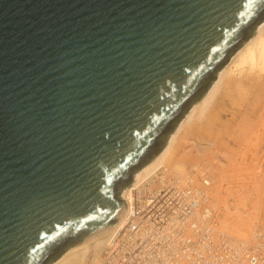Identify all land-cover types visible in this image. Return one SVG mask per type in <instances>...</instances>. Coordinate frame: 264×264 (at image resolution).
Masks as SVG:
<instances>
[{
    "label": "water",
    "instance_id": "obj_1",
    "mask_svg": "<svg viewBox=\"0 0 264 264\" xmlns=\"http://www.w3.org/2000/svg\"><path fill=\"white\" fill-rule=\"evenodd\" d=\"M264 21V0H0V264H52Z\"/></svg>",
    "mask_w": 264,
    "mask_h": 264
},
{
    "label": "bare ground",
    "instance_id": "obj_2",
    "mask_svg": "<svg viewBox=\"0 0 264 264\" xmlns=\"http://www.w3.org/2000/svg\"><path fill=\"white\" fill-rule=\"evenodd\" d=\"M248 129H254L256 135L253 136V131ZM233 134L247 142L245 153L255 151L257 154L253 156L258 158V150L264 143V21L218 73L208 91L193 104L168 136L158 156L135 174L129 186L123 188L120 195L124 201L123 213L103 233L70 248L52 264H105L106 252L112 254L117 251L121 237L124 238L122 229L132 223L130 206H134L135 195L142 187L167 186L176 191L202 189L200 207L195 213L199 215L210 210L216 216L213 226L204 228L203 224L201 228L202 238L206 229L211 230L205 235V246L200 247L204 257H208L214 246L211 232L214 239L223 241L222 254L230 255L250 246L253 238L259 235L256 231L264 228L257 226L252 231V227L261 220L259 211L264 205V168L255 162L257 166L253 165L255 168L252 170L255 182L250 194H243L239 183L234 180L239 173L250 174V171L244 168L246 156L243 153L241 156V152L233 156L230 151L228 153L231 147L227 139ZM222 147L226 149L221 150ZM210 158L216 159V163L217 158L227 159L231 166L225 162L216 165ZM224 191L231 193L233 206L228 203ZM137 217L135 215V219ZM140 220L139 217L135 223L142 225ZM193 233L190 229L189 235ZM219 250L215 248L214 252Z\"/></svg>",
    "mask_w": 264,
    "mask_h": 264
},
{
    "label": "built area",
    "instance_id": "obj_3",
    "mask_svg": "<svg viewBox=\"0 0 264 264\" xmlns=\"http://www.w3.org/2000/svg\"><path fill=\"white\" fill-rule=\"evenodd\" d=\"M201 192L198 188L176 191L167 186L142 187L135 195L134 206H130L133 224L122 229L124 238L116 252H106L105 264H264V228L256 231L259 235L254 236L250 246L230 255L222 254L223 241L214 239L211 232L214 246L207 258L201 254L205 235L211 231L206 229L202 238V225L209 228L216 220L210 210L195 213L200 207ZM139 217L142 225L135 223ZM190 229L194 231L192 235ZM215 248L219 252H214Z\"/></svg>",
    "mask_w": 264,
    "mask_h": 264
},
{
    "label": "rangeland",
    "instance_id": "obj_4",
    "mask_svg": "<svg viewBox=\"0 0 264 264\" xmlns=\"http://www.w3.org/2000/svg\"><path fill=\"white\" fill-rule=\"evenodd\" d=\"M230 62H231V60H230ZM229 62V63H230ZM252 110V109H251ZM225 118L226 119H228L229 118V116L227 117V116H225ZM249 130V129H248ZM251 131H253V136H255L256 134V132L254 131V129L253 130H249V132H251ZM234 137V138H233ZM236 139V140H235ZM227 141L229 142V144H230V149L228 150V153H230L231 154V156H233V155H235V154H237L238 152H241V153H239L240 154V156H241V154L243 153L245 156V161L247 162H245V166H244V168H248L249 169V171H250V174H242V173H239V177H236V179L234 180V181H237L238 183H239V189H242L241 191H242V193L243 194H250L249 192V190H251L252 189V184H254V182H255V180H254V178H256L255 177V175L253 174V172H252V170L257 166L256 164L257 163H259V165L260 166H262L263 168H264V155H263V153H264V143L263 144H261L260 145V148H259V152H260V155L258 156V158L257 157H255L254 158V156H253V154L255 153V154H257L255 151L253 152V151H251V152H253V153H251V152H249V151H246V153L244 152V148H245V144H247V142H244L243 141V139H239V136L237 135V134H233V136L230 138V139H227ZM244 145V146H243ZM250 146V145H249ZM252 146V145H251ZM226 148H224V147H222L221 148V150H225ZM251 150H252V148H251ZM230 151V152H229ZM262 155V156H261ZM253 156V157H252ZM218 160V162L216 163V159L214 160L213 158H210L209 160H212V162L215 164L216 163V165H219V163H226L227 165H230L231 166V164L230 163H228L227 162V159H221V158H217ZM254 160V161H253ZM252 161V162H251ZM252 164H251V163ZM255 162H257V163H255ZM249 163V164H248ZM255 167H254V166ZM246 166H248V167H246ZM250 166H251V168H250ZM251 169V170H250ZM254 171V170H253ZM252 172V173H251ZM250 175V176H249ZM253 175V176H252ZM253 177V178H252ZM263 177V176H262ZM264 182V181H263ZM250 185V186H249ZM263 185H264V183H263ZM245 186H247L246 188H245ZM247 191V192H246ZM239 192H240V190H239ZM229 192L228 191H224V195L227 197V199H228V203L231 205V206H233L234 205V203H233V198H231L230 196H231V193L230 194H228ZM240 195H241V192L239 193ZM233 203V204H232ZM259 213H260V215H261V220L259 221V223H257V224H255L252 228H253V230L252 231H254V230H256L257 229V226L258 227H264V205H262V209H260V211H259ZM220 216L221 217H223V214H221L220 213ZM256 228V229H255Z\"/></svg>",
    "mask_w": 264,
    "mask_h": 264
}]
</instances>
